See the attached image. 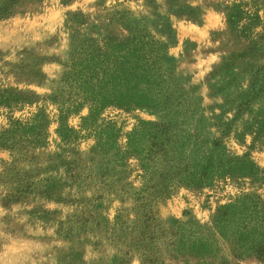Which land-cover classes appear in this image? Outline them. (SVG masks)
I'll use <instances>...</instances> for the list:
<instances>
[{"label": "rangeland", "instance_id": "1", "mask_svg": "<svg viewBox=\"0 0 264 264\" xmlns=\"http://www.w3.org/2000/svg\"><path fill=\"white\" fill-rule=\"evenodd\" d=\"M148 49L157 108L124 81L144 82ZM262 84L264 0H0V264H150L160 227L264 199ZM208 157L261 173L197 186Z\"/></svg>", "mask_w": 264, "mask_h": 264}, {"label": "trees", "instance_id": "2", "mask_svg": "<svg viewBox=\"0 0 264 264\" xmlns=\"http://www.w3.org/2000/svg\"><path fill=\"white\" fill-rule=\"evenodd\" d=\"M152 51V52H151ZM158 50L148 49L143 58L145 65L144 82L137 84L135 74L124 79L129 85L127 96L139 97L132 102L140 107L157 108L163 98V89L157 84ZM142 61V60H141ZM108 66L103 73H111L116 78L110 86L120 83L123 79L115 62L107 61ZM103 69V68H100ZM99 69V70H100ZM97 71V67H89V78ZM264 93V84L261 85ZM131 102V100H130ZM10 101L0 95V109L9 108ZM255 134H264V105L256 113L255 118L247 126ZM8 131L2 136L11 135ZM200 172L188 174L190 180L197 186H204L215 175L223 178L255 179L260 175V169L249 159L243 158L241 164L227 167L208 157ZM154 230L150 229L148 237ZM151 244L145 246L146 252L142 260L157 264L165 259L194 260L197 264H244L256 261L264 264V199L255 191L241 190L236 196L230 195L225 204H220L213 217L206 223L197 219L175 224L166 231L160 227L151 238Z\"/></svg>", "mask_w": 264, "mask_h": 264}]
</instances>
